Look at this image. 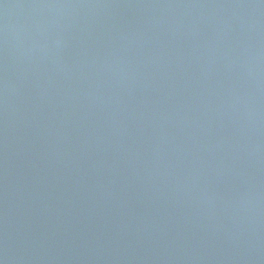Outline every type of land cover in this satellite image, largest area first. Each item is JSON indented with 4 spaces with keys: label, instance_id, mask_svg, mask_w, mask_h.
<instances>
[{
    "label": "water",
    "instance_id": "1",
    "mask_svg": "<svg viewBox=\"0 0 264 264\" xmlns=\"http://www.w3.org/2000/svg\"><path fill=\"white\" fill-rule=\"evenodd\" d=\"M0 264H264V0H0Z\"/></svg>",
    "mask_w": 264,
    "mask_h": 264
}]
</instances>
